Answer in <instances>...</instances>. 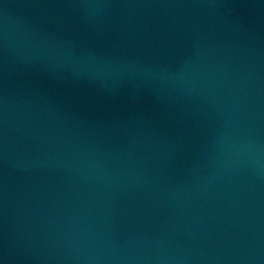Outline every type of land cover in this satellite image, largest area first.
<instances>
[{"label": "water", "instance_id": "water-1", "mask_svg": "<svg viewBox=\"0 0 264 264\" xmlns=\"http://www.w3.org/2000/svg\"><path fill=\"white\" fill-rule=\"evenodd\" d=\"M0 264H264V0H0Z\"/></svg>", "mask_w": 264, "mask_h": 264}]
</instances>
